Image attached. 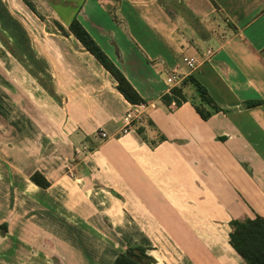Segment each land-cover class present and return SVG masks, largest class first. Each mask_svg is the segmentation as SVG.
I'll list each match as a JSON object with an SVG mask.
<instances>
[{
	"label": "crops",
	"instance_id": "crops-1",
	"mask_svg": "<svg viewBox=\"0 0 264 264\" xmlns=\"http://www.w3.org/2000/svg\"><path fill=\"white\" fill-rule=\"evenodd\" d=\"M31 1L44 19L1 0L28 42L0 40V264H114L132 244L152 264H245L229 222L264 217V0ZM75 18L147 104L117 89ZM188 75L225 110L203 119ZM174 85L178 107L161 98Z\"/></svg>",
	"mask_w": 264,
	"mask_h": 264
},
{
	"label": "trees",
	"instance_id": "trees-1",
	"mask_svg": "<svg viewBox=\"0 0 264 264\" xmlns=\"http://www.w3.org/2000/svg\"><path fill=\"white\" fill-rule=\"evenodd\" d=\"M30 8L36 12L39 17L44 19L37 11L33 1L24 0ZM65 34H68L63 28ZM71 32L81 41L85 48L90 51L103 66L114 76L117 81V89L124 97L133 104H147L148 101L143 98L135 86L129 81L124 72L119 68L113 60L106 54L102 47L95 41L91 34L85 29L78 19H73L70 23ZM185 82H190L200 96V101L193 104L200 116L207 120L213 113L225 110L212 97L208 88L199 81L194 75H188ZM162 100L171 105L175 102V107L180 106L188 100V97L183 93L181 87L172 86L171 90L161 96ZM259 100L249 102V106L259 104ZM150 124H153L149 120ZM145 128L137 127V133L150 144L151 147L156 146L160 141L166 140V136L159 133L156 139H148L144 135ZM224 139V137H221ZM32 180L42 187H48L49 181L39 171H36L31 176ZM231 226L230 242L237 252L244 258L245 264H264V217L256 214L255 217L234 218L229 222ZM6 229L7 225L4 224ZM148 247L141 244L128 245L123 251L117 253L114 264H152L153 257L147 253Z\"/></svg>",
	"mask_w": 264,
	"mask_h": 264
},
{
	"label": "rangeland",
	"instance_id": "rangeland-1",
	"mask_svg": "<svg viewBox=\"0 0 264 264\" xmlns=\"http://www.w3.org/2000/svg\"><path fill=\"white\" fill-rule=\"evenodd\" d=\"M26 3V2H25ZM0 6H2L3 10L2 12H0V40L6 45L8 46L9 48H11L12 50H15L11 45L13 43V40L15 41V45L17 47L18 43H22V44H27L28 42V36H27V33L26 31L24 30L23 26L21 24H19L15 19H12L14 18L15 16L12 15V14H8L5 10H6V4H3L0 0ZM30 7V6H29ZM2 10V9H1ZM10 12V10H9ZM10 28V29H9ZM87 30V29H86ZM88 31V30H87ZM89 32V31H88ZM90 33V32H89ZM92 36V35H91ZM94 38V37H93ZM95 39V38H94ZM96 41V40H95ZM8 42V43H7ZM81 42V41H80ZM97 42V41H96ZM114 51L115 53L117 54L118 51H117V48L116 46L114 47ZM37 68H43L40 64H37ZM5 104H7V107H5V109H7L9 112H11L12 108H11V105L9 104L10 103V100L6 99L4 101ZM0 110H2L0 108ZM145 119V123H149V120L147 117L144 118ZM129 126V125H127ZM125 128L122 129V132H125L124 131ZM145 132V131H144ZM98 135H99V138L96 140V142L94 143H91V144H88L86 142H84L83 144L81 145H78L79 147L75 148V154H79L81 153L82 151L84 152H88L90 150H92L94 147L98 146L102 140L104 138H106L107 136H102L101 135V132L99 131L98 132ZM145 135V133H144ZM147 137V135H146ZM76 164H78V161H74ZM65 164L68 165L67 167H70L69 163L67 162V160L65 161ZM126 240H129V239H126ZM133 242H135L134 240L135 239H130ZM137 240V239H136Z\"/></svg>",
	"mask_w": 264,
	"mask_h": 264
},
{
	"label": "built area",
	"instance_id": "built-area-1",
	"mask_svg": "<svg viewBox=\"0 0 264 264\" xmlns=\"http://www.w3.org/2000/svg\"><path fill=\"white\" fill-rule=\"evenodd\" d=\"M212 51L209 49L207 50V53H211ZM189 64L190 67H193L195 64H196V61L194 58L190 57V58H185ZM170 81H173L174 78L173 77H170L169 78ZM134 117V114L132 112H129L126 114L125 118H124V121H125V125H129L131 122H132V119ZM101 135L102 136H107V134L105 132H101Z\"/></svg>",
	"mask_w": 264,
	"mask_h": 264
}]
</instances>
